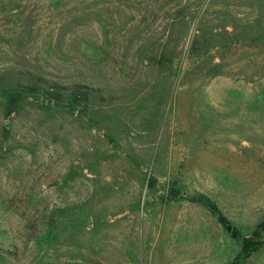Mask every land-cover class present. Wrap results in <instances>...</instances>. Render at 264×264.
<instances>
[{
	"label": "rangeland",
	"instance_id": "rangeland-1",
	"mask_svg": "<svg viewBox=\"0 0 264 264\" xmlns=\"http://www.w3.org/2000/svg\"><path fill=\"white\" fill-rule=\"evenodd\" d=\"M0 264H264V0H0Z\"/></svg>",
	"mask_w": 264,
	"mask_h": 264
},
{
	"label": "trees",
	"instance_id": "trees-1",
	"mask_svg": "<svg viewBox=\"0 0 264 264\" xmlns=\"http://www.w3.org/2000/svg\"><path fill=\"white\" fill-rule=\"evenodd\" d=\"M219 222H220L221 224H223L227 230H229V226L227 225L226 220H224L223 218H220V219H219ZM247 248H248V246L245 244V246H244V250H246Z\"/></svg>",
	"mask_w": 264,
	"mask_h": 264
}]
</instances>
